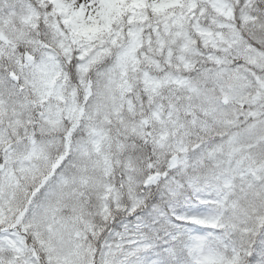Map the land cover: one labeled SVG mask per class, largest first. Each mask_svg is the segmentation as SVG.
Here are the masks:
<instances>
[{"label": "snow or ice", "instance_id": "snow-or-ice-1", "mask_svg": "<svg viewBox=\"0 0 264 264\" xmlns=\"http://www.w3.org/2000/svg\"><path fill=\"white\" fill-rule=\"evenodd\" d=\"M0 264H264V0H0Z\"/></svg>", "mask_w": 264, "mask_h": 264}]
</instances>
